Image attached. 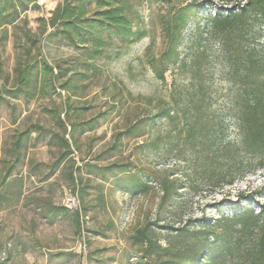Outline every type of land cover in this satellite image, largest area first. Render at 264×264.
I'll use <instances>...</instances> for the list:
<instances>
[{"label": "trees", "instance_id": "trees-1", "mask_svg": "<svg viewBox=\"0 0 264 264\" xmlns=\"http://www.w3.org/2000/svg\"><path fill=\"white\" fill-rule=\"evenodd\" d=\"M242 1L239 12L209 14L204 23H197L198 3L181 0L173 15L161 18L166 48L159 59L160 69L153 68L161 83L170 65L178 70L190 67L194 74L201 72L199 56L192 57L190 63L178 52L183 32L189 23L196 22V41L214 34L220 38L237 91L224 100L222 107L214 106L202 86L193 93L173 94L169 102L160 99L154 105L148 104L143 114L112 134L98 158L120 154L130 142H136L134 150H148L169 163L165 170H153L148 179H143L138 172V157L130 160L132 156L103 166L90 162L77 166L72 150L76 144L75 125H66L62 118H57L62 131L49 136L56 151L50 176L63 169L69 193L79 197L81 206L73 210L50 206L46 210L48 219L70 215L76 232H83L84 198L94 186L90 177L97 178L95 175L100 180L95 184L100 202L105 184H110L114 191L141 196L155 190L151 180L161 193L159 208L178 216L172 207L181 189H195V185L232 186L264 167V53L250 47L247 38L251 27L264 25V0ZM33 8H38L37 0H0V105L7 97L25 101L43 97L53 89L57 78L67 77L68 73L72 74L65 80L67 86L61 89H70L71 96L76 97L80 87L85 86L92 63L104 55L114 40L125 47L144 35L134 25L136 10L131 0H62L48 18H37L35 31L26 15ZM10 38L15 50L11 84L1 59V51ZM53 40L82 52V71L73 66L64 70L48 62L44 43ZM119 55L116 51L115 56ZM151 62L156 60L151 58ZM44 132L38 124L20 132L12 144L13 157L19 161L33 133L38 137L44 136ZM11 174L12 169L4 172L2 185ZM0 196L7 200L8 194L3 192ZM239 197L251 203L254 199L263 202L257 210L253 206L239 207L230 215L221 214L208 222L177 219L159 226L161 220L156 219L135 228L129 242L139 250L138 263L264 264V183Z\"/></svg>", "mask_w": 264, "mask_h": 264}, {"label": "rangeland", "instance_id": "rangeland-1", "mask_svg": "<svg viewBox=\"0 0 264 264\" xmlns=\"http://www.w3.org/2000/svg\"><path fill=\"white\" fill-rule=\"evenodd\" d=\"M61 1L37 0L38 8L26 12L30 28L35 31L37 18H48ZM180 1L131 0L136 10L134 25L143 32V37L125 47H120L114 40L104 55L92 63L85 86L80 87L76 97L71 96L70 89H61L67 86L65 80L72 74L68 73L67 77L57 78L52 86L54 91L50 88L43 97L32 101L7 97L1 103L0 195L6 192L8 196L7 200L0 196V264H132L131 257H135L134 264H138L140 253L129 242V236L135 228L147 222L159 219V226L177 219L208 222L221 214L230 215L239 207L253 206L257 210L263 202L254 199L251 203L237 198L264 183V167L232 186L210 188L195 185L197 189H181L172 207L178 216L159 208L161 193L151 180L155 190L141 196L114 191L110 184H105L101 188L100 202V191L95 187L100 180L95 175L97 178L90 177L94 186L84 198L83 232H76L70 215L57 220L46 217L50 206H63L69 210H73L74 205L81 206L79 197L73 196V199L69 193L63 169L50 176L56 151L49 143V136L62 131L58 117L66 125H75L76 144L72 150L77 166L86 162L103 166L113 161H126L129 156H132L130 160L138 157V172L143 179H148L151 171L165 170L169 163L148 150H142V153L139 149L134 150L136 142H130L120 154L98 159L114 132L143 114L146 105H154L160 99L169 102L173 94L193 93L202 86L214 106L222 107L224 100L237 91L220 38L214 34L204 41H196V22L189 23L183 32L178 52L190 63L192 57L199 56L201 72L194 74L190 67L178 70L170 65L164 73V83L155 77L153 68L160 69L159 59L166 48L161 18L173 15ZM195 1L199 5L197 23H204L209 14L239 12L238 5L244 4L242 0ZM247 38L250 47L264 53V25L251 27ZM116 51L120 52L118 57ZM43 52L52 66L58 64L64 70L71 66L83 70V59L79 57L81 51L53 40L44 43ZM151 58L156 62H151ZM1 59L11 84L15 65L11 38L1 51ZM75 79L77 77L72 82ZM33 124L45 129L44 136L36 137L33 133L18 161L11 153L13 141ZM93 158L99 161H93ZM7 169H12V174L2 185L1 179Z\"/></svg>", "mask_w": 264, "mask_h": 264}, {"label": "built area", "instance_id": "built-area-1", "mask_svg": "<svg viewBox=\"0 0 264 264\" xmlns=\"http://www.w3.org/2000/svg\"><path fill=\"white\" fill-rule=\"evenodd\" d=\"M73 198V197H72ZM74 199V198H73ZM74 208H76V205L73 206ZM130 263L134 264V261H135V258L134 257H131L130 259ZM139 264V263H138Z\"/></svg>", "mask_w": 264, "mask_h": 264}]
</instances>
